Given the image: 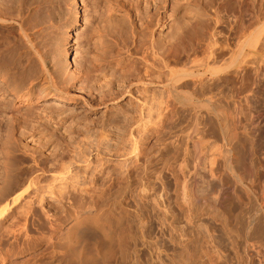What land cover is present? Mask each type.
I'll list each match as a JSON object with an SVG mask.
<instances>
[{"label":"rangeland","instance_id":"obj_1","mask_svg":"<svg viewBox=\"0 0 264 264\" xmlns=\"http://www.w3.org/2000/svg\"><path fill=\"white\" fill-rule=\"evenodd\" d=\"M94 3L101 5L97 11ZM71 6L63 0L54 32L37 40L56 58L68 100L20 102L0 92V100L13 101L12 122L7 129L0 123V194L19 181L27 182L13 194L28 189L2 218L0 264H78L56 243L68 227L67 198L59 197L81 191L84 199L71 200L82 212L117 202L126 209L127 215L117 212L122 217L109 222L114 253L105 264H241L247 247L264 248L258 213L264 210V0H76ZM170 6L178 9L171 11L173 47L180 46L172 47V70L141 52L150 35L139 29L150 19L166 21ZM182 11L186 19H180L188 23L179 20L181 29L174 20ZM126 14L135 23L134 38L105 37L113 19ZM193 58L200 61L195 66ZM33 62L25 50L23 64ZM131 129L137 166L126 156ZM193 129L194 145L188 142ZM29 173L39 176L43 200L35 202L55 216V227L47 223L49 229L40 213L33 225L25 221L35 188ZM12 235L16 252L6 260ZM252 264L261 263L255 258Z\"/></svg>","mask_w":264,"mask_h":264},{"label":"bare ground","instance_id":"obj_2","mask_svg":"<svg viewBox=\"0 0 264 264\" xmlns=\"http://www.w3.org/2000/svg\"><path fill=\"white\" fill-rule=\"evenodd\" d=\"M64 1L66 2V0H64ZM70 2H71V5H72L71 7L76 5V0H70ZM62 3H63V0H0V92L2 93V94L1 93L0 94L2 96L5 95V97H6V95H8V96L12 97L11 98L12 100L18 99L20 102H25L29 98H33V97L38 98V102H39V100L46 99V98H53V99H58V100H62V101H67L68 100V98H67L68 92L64 88L63 83H61L59 81L60 70L58 69L56 58L54 56L51 57V54L49 53V51H46V50L43 51L41 48H38L40 46L37 47V45L40 43V42L37 43L38 42L37 41L38 38L41 37L40 35H42V38L45 37L44 36L45 34L52 35V33L54 32V29L56 28L55 24L58 25L56 23V17L59 14V10L62 7ZM68 3H69V1H68ZM94 4L97 5L95 7L96 11H97L100 8L101 5L99 3H94ZM177 5H178V3H177ZM261 6H262V4H261ZM110 8H111V10L113 12L117 13L116 8L113 7V5ZM173 8L175 9V5H174ZM106 10H107V12L109 11V8H108L107 5H106ZM172 10H171V6H170V14H167V16H166L167 20L164 21V22L162 21V19H157V21H155V18H154V20L150 19L149 22H147L145 27H144V24L141 23L142 19L140 18L138 20L141 23L140 26H139V29H143V37H145V35L147 33L150 35L149 41H147L145 39L142 41L141 52L145 53L147 51V54H148V51H149V54H150L151 57L160 58L158 60V62L162 65V67H164L166 69H170V70H172L171 66H170V56H173V55H171V53L174 50V49H172V47H173V43L172 42H173V40L175 38V34L174 33H176V32H174L173 21L171 19L172 18V15H171V11ZM176 10H178V9H176ZM176 10H173V11H176ZM188 10L189 9H187V11ZM187 11H185V12H187ZM260 12H262V11H260ZM183 13H184L183 11L180 13L181 15L178 13L180 15L179 17L178 16L175 17L173 15L175 17L174 25H178L181 29L183 27V26L181 27V25L186 22V21L185 22L182 21L186 17V16H184V15H186V13L182 16ZM172 14H174V13H172ZM189 14H191V13H189ZM175 15H176V13H175ZM180 17H181L182 20L180 19ZM128 18L130 19L131 16L128 17L127 14L124 17L121 15V17L118 16V17L114 18L112 23H111V26H110L109 30L105 34V37H107L109 35L108 34V32H109L111 34L117 35L118 38H120V36L126 35L128 33L132 36V38H134V35L137 34V32H136L137 30L135 29V25H134L135 23L133 24V20L131 21V19L129 20ZM125 19H127V23H128V21H131V22L128 23L130 25L129 26L130 27L129 32H127V28L126 27L128 25L125 23ZM179 20H180V22L182 21L183 23L181 22L182 23L181 24L179 22ZM179 23H180V25H179ZM186 23H188V22H186ZM7 28H16V32L13 33V32L6 31ZM60 30L58 29V31H60ZM262 31L264 32V29ZM64 34H65L64 32H63V34L61 33V35H64ZM43 40H44V38H43ZM43 40H42V43H43ZM45 41H44V43H46ZM110 41L112 42L113 45L117 46V40L116 39L113 40V41H112V39H110ZM263 41H264V39H263ZM178 42H175V43L178 44ZM216 42H217V40H216ZM216 42H215V44H216ZM106 43L107 42H103V45L106 44ZM261 44H262V42H261ZM263 45L264 44H262V46ZM41 46H42V44H41ZM45 46H47V45H45ZM176 46H179V44L176 45ZM176 46H174L173 48H176ZM182 47L184 49L183 45H182ZM207 47H209V46H207ZM43 49H44V46H43ZM208 49H210V48H208ZM263 49H264V47H263ZM25 50L27 51L28 54L34 55V57H35V61L36 62H33L30 66H25L23 64V53H24ZM206 51H208V50L206 49ZM263 54H264V51H263ZM49 58H51L52 60H50ZM48 59L51 62L48 61ZM142 59H144V57ZM213 59H214V56H213ZM179 60L180 59H178V61ZM196 60L194 61V58H193L194 66L196 64L195 62L199 61V60H197V61ZM176 61H174V64L176 63ZM190 62H192V61H190ZM199 62L197 63V65H199V64L202 65V63H199ZM204 62H205V60H204ZM211 62H212V60H211ZM182 64H185V63L182 62ZM191 65L193 66V64H191ZM197 65H196V67H197ZM211 65H212V63H211ZM179 67H182V65L179 66ZM196 67H195V69H196ZM200 67H203V66H200ZM189 69H191V68H189ZM191 73L192 72H190V74ZM192 74H194V73H192ZM181 75H183V73ZM187 76H189V74ZM229 80H230V78H229ZM34 82H36V84H34ZM173 82L175 83V81H173ZM201 84H202V82H201ZM194 88H196V87H194ZM175 89H176V87H175ZM188 89H190V88H188ZM191 94H193V92ZM2 96L0 98H2ZM8 98H7V100L6 99H1L0 100V123H1V125L5 126L6 129L8 128V125L13 120L12 114H10V112H9L10 115L8 114V109L10 108V106L11 107L13 106L12 105L13 101L12 100H8ZM188 101H190V100H188ZM7 114H8V116H7ZM143 120L144 119L141 118V119H139L137 121L136 128L137 127L139 128V124ZM132 126L133 125L131 123H129V127L133 128ZM138 128H137V131H138ZM195 130L196 129H193L191 131V133L188 134V142H190V144L192 143L193 145L195 143L191 139L192 138L191 134H193L195 132ZM134 131L135 130L131 129L130 132H129V135H130L129 139L131 140L130 142H132V146H131L132 148H131L130 152H128L127 155H126V156H128L127 157L128 158L127 162L130 160V164L131 165H136L137 162L139 161V157H138V160H137V156L139 154L138 153V145H137L138 141L133 136L134 135ZM130 164H128V165H130ZM231 168L232 167H230V169ZM29 174H30V177H31L29 185H30V187H35V188H34V191H33L34 192L33 195H31V198H32L31 202H30V204L28 203V205H29L28 210L25 212L26 214H24L25 218H26L25 221H27L28 223L31 222V224L33 225V223H34L33 219H34L35 215L37 213H40V217L44 220L46 225L48 223L49 227H52L54 222H55V219H56L55 216L54 215H50V213L44 212L43 210L39 209L38 206H37L38 203L43 200L42 197L39 196V194H41V193H39V189H37L38 179H39L38 177L39 176L37 174L35 175V173H29ZM130 177H128V178H130ZM26 182L25 181H22V182L19 181V183L17 184V186L14 189L15 190H19V189L23 188L24 183H26ZM14 189H10L8 191L4 190L3 193L1 192L2 194H0V227H1L2 218L4 219L6 217V215L9 214L7 212H9L11 208H13L12 206H14L16 203H18V201H21L20 199L24 198V197H22L23 196L22 193L25 190L26 191L28 190V189H25L22 193L20 192L18 194H13L14 193ZM85 192L81 191V194H80L81 196L79 195L80 197L77 196V195H76L77 197L76 196H71V195L69 197H64V196L59 197V198H62V200L64 198H67L66 202L63 203V213L65 214L64 217H66L68 219V224H67L68 227L66 228V231H65L64 235L60 239L58 238L56 244H60L61 248L64 249L67 252V254L70 256V258H72L75 261V263L78 262V264H97V263L101 262V264H105L107 262L106 260L108 259V261H109V258H111V256L114 253L113 252L114 250L112 249L114 247V245H112V241H113L112 238L113 237L111 236V233H110V231H111L110 228H112V226L109 227V224H110L109 222H111L112 220H117V218H119V217H122L120 215L121 213H122V215H127L126 209H124L122 206L120 207L119 206L120 203L117 202V203H115V206H116V204H118V207L116 206L115 208H113L111 206V205H113L111 203V205L108 204L107 206L102 207L101 209H99L97 211L95 210L96 212L93 213V214L82 212L81 208H79V205L75 204L71 200V198H81L82 199L83 198V194ZM52 196H53L52 199L56 198L55 195H52ZM36 198H39V202H35ZM84 198H85V196H84ZM86 198H88V197H86ZM85 202H84V204H85ZM87 203L89 204V202H87ZM158 203H162V201L158 202ZM91 205H92V203H91ZM158 205L162 206V204H158ZM51 207L53 209H56V207L53 206V205H51ZM161 208L162 207H160L159 209H161ZM165 209L163 208L162 211L164 212ZM127 211H128V209H127ZM117 212L118 213L120 212L119 217L116 216V214H118ZM166 212L167 211H165V213ZM169 213L170 212L166 213V214H168L167 217L171 215V214L169 215ZM258 213H259V216L264 220V210H263V208H260ZM163 215H165V214H163ZM7 216H9V215H7ZM165 218L163 217V219H165ZM257 219L258 218H256V220ZM167 223H168V221H167ZM263 224H264V222H263ZM30 225H28V226H30ZM48 225H47V227H48ZM42 226L45 227V225H42ZM253 226H255V225H253ZM53 227H55V226H53ZM249 227H250V225H249ZM253 228H252V230H253ZM14 233H16V232H14ZM249 233H250V231H249ZM253 233L254 232H252V234ZM250 235H251V233L249 234V236ZM12 236H13V239H14L13 242H10L8 244V248L5 249V251H3V257L6 260H8L11 257H13L14 256V252H16V246L15 245H16V237L17 236H15V235H12ZM206 237H207V235L204 236L203 238L206 239ZM206 240L204 241V243L206 242ZM208 240H207V244H208ZM110 241H111V243H110ZM113 244H115V243H113ZM53 245H55V244L53 243ZM252 246H254V245H252ZM257 246H259V245H257ZM257 246L252 247V248H248L247 247V249H245L243 251V254L241 255L242 256L241 264H252L255 258L258 259L259 263L264 264V250H263L264 248L261 249V247H263V246H261V247L260 246L257 247ZM204 247H205V244H204ZM244 248H246V246ZM215 254L217 255V253H215ZM0 255H1V252H0ZM219 258L220 257H218V259ZM21 262L22 263H19V264H32L30 261H27V260L26 261L23 260ZM212 263H214V262H212ZM219 263H220V261H219ZM9 264H17V263L10 262Z\"/></svg>","mask_w":264,"mask_h":264}]
</instances>
